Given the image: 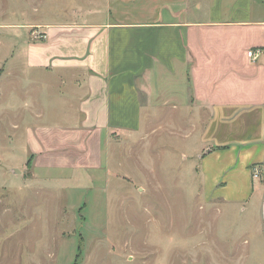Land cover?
<instances>
[{"label":"crops","instance_id":"0c3cea01","mask_svg":"<svg viewBox=\"0 0 264 264\" xmlns=\"http://www.w3.org/2000/svg\"><path fill=\"white\" fill-rule=\"evenodd\" d=\"M55 9L38 21L42 40L14 48L11 32L0 55L5 109L27 123L21 147L26 160L36 154L34 175L110 167L113 137H141L147 122L174 134L182 118L187 138H199L205 211L197 240L173 238L166 264H264V0H57Z\"/></svg>","mask_w":264,"mask_h":264},{"label":"rangeland","instance_id":"374dc122","mask_svg":"<svg viewBox=\"0 0 264 264\" xmlns=\"http://www.w3.org/2000/svg\"><path fill=\"white\" fill-rule=\"evenodd\" d=\"M56 1L0 0V55L10 49L11 32L14 48L42 40L38 21L60 14ZM0 88V264H166L173 238L197 240L204 188L199 138H187L189 122L179 118L174 134L164 122L154 132L147 122L141 137L120 133L112 150L119 161L110 167L96 171L73 163L35 176L36 154L26 160L21 147L27 123L7 115L5 78ZM11 140L13 152L7 150Z\"/></svg>","mask_w":264,"mask_h":264},{"label":"built area","instance_id":"2783aa9c","mask_svg":"<svg viewBox=\"0 0 264 264\" xmlns=\"http://www.w3.org/2000/svg\"><path fill=\"white\" fill-rule=\"evenodd\" d=\"M258 52H260V51H258ZM254 54H256V51H254V50H250L248 52V55L250 57H252ZM253 177L256 178V179L262 177V169H261V167H259V166H254L253 167Z\"/></svg>","mask_w":264,"mask_h":264}]
</instances>
